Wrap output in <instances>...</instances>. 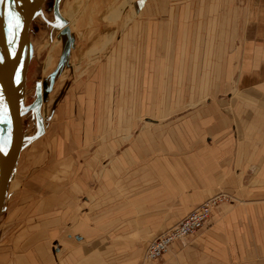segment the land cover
<instances>
[{
	"label": "crops",
	"instance_id": "1",
	"mask_svg": "<svg viewBox=\"0 0 264 264\" xmlns=\"http://www.w3.org/2000/svg\"><path fill=\"white\" fill-rule=\"evenodd\" d=\"M136 14L85 78L77 149L62 144L52 166L69 172L71 197L90 193L89 207L65 211L63 263L109 261V245L116 261L137 260L155 231L226 189L171 258L189 248L207 264H264V0H146ZM93 143L109 154L95 174L81 157ZM46 250L23 258L45 264Z\"/></svg>",
	"mask_w": 264,
	"mask_h": 264
},
{
	"label": "rangeland",
	"instance_id": "2",
	"mask_svg": "<svg viewBox=\"0 0 264 264\" xmlns=\"http://www.w3.org/2000/svg\"><path fill=\"white\" fill-rule=\"evenodd\" d=\"M145 1L58 0L62 14L71 13L72 20L69 21L56 14L54 0H44L42 11L29 31L33 51L26 75L30 109L25 115L24 134L28 136L10 177L4 210L0 215V264H30L23 254L37 243H43L47 249L45 264H70L63 263L70 256L69 248H62L68 229L64 214L67 209H72V203L77 213L89 207L84 199L90 193L71 197L67 190L71 182L69 172L65 174L52 166L61 159L62 144L77 149L74 132L80 128L85 78L95 72L94 68L108 55L117 34L127 27ZM110 11L112 15L109 16ZM230 83L233 84L232 79ZM136 118L124 133L127 140L134 139L140 126L147 122L146 117ZM98 149L93 143L86 151L89 154L86 156L82 150L81 156L83 166L87 165L94 174L109 155ZM49 179L53 182L52 187L48 185ZM231 197L230 193L226 200ZM72 198L76 200L72 201ZM60 212L64 217L57 224L56 213ZM166 227L155 231L149 238ZM144 246H141L139 259L116 261L113 253L116 246L109 245V251L103 253L105 258L110 253L109 261H100L99 253L98 261L93 264H207L204 263L207 256L189 248L182 256L171 258L168 249L161 256L147 260ZM95 248L97 251L106 250L104 245Z\"/></svg>",
	"mask_w": 264,
	"mask_h": 264
},
{
	"label": "water",
	"instance_id": "3",
	"mask_svg": "<svg viewBox=\"0 0 264 264\" xmlns=\"http://www.w3.org/2000/svg\"><path fill=\"white\" fill-rule=\"evenodd\" d=\"M43 0H6V22L0 45L7 49L9 71L7 90L3 95L7 101L8 115L0 120V215L4 210L6 191L10 176L26 143L25 115L29 113L26 80L32 56L29 32L32 17L41 9ZM54 11L62 17L59 2L54 0ZM63 18V17H62Z\"/></svg>",
	"mask_w": 264,
	"mask_h": 264
},
{
	"label": "built area",
	"instance_id": "4",
	"mask_svg": "<svg viewBox=\"0 0 264 264\" xmlns=\"http://www.w3.org/2000/svg\"><path fill=\"white\" fill-rule=\"evenodd\" d=\"M229 197L230 193L225 189L207 196L204 200L183 214L175 223L168 225L155 234L145 246L144 258L153 260L161 256L168 250V246L173 241L181 239L189 234L196 233L197 230L203 228L210 218L213 207Z\"/></svg>",
	"mask_w": 264,
	"mask_h": 264
},
{
	"label": "bare ground",
	"instance_id": "5",
	"mask_svg": "<svg viewBox=\"0 0 264 264\" xmlns=\"http://www.w3.org/2000/svg\"><path fill=\"white\" fill-rule=\"evenodd\" d=\"M5 2H6V0H0V38L2 37V34H3L2 31L4 30V25H5V22L7 19L5 16V7H6ZM43 2H44V0H43ZM41 7L43 8V4ZM42 8L38 12H36L35 15L32 17V20L30 21V26H31L32 22L37 18L36 17L37 14H39L42 11ZM59 11H60L63 19H66L69 21L72 20L71 19V13H67V15L64 16L62 14L60 7H59ZM108 15L109 16L112 15V12L110 11V13ZM108 18H110V17H108ZM30 26H29V31H30ZM31 58H32V56H31ZM31 58H30V62H31ZM8 63L9 62H8L7 49L4 48V46L0 45V120H3L8 115L7 101H6L5 96L3 95V92H2L3 89L7 90V82L9 80L7 77V73L10 70ZM29 65H30V63H29ZM28 70H29V67H28ZM13 172H12V174H13Z\"/></svg>",
	"mask_w": 264,
	"mask_h": 264
}]
</instances>
